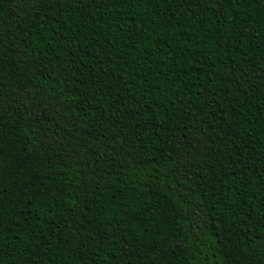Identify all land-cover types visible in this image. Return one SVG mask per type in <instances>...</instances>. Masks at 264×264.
Returning a JSON list of instances; mask_svg holds the SVG:
<instances>
[{
    "label": "trees",
    "instance_id": "obj_1",
    "mask_svg": "<svg viewBox=\"0 0 264 264\" xmlns=\"http://www.w3.org/2000/svg\"><path fill=\"white\" fill-rule=\"evenodd\" d=\"M0 264H264V0H0Z\"/></svg>",
    "mask_w": 264,
    "mask_h": 264
}]
</instances>
